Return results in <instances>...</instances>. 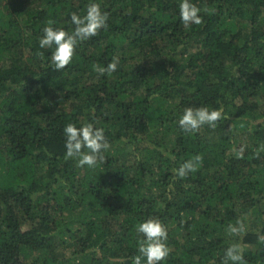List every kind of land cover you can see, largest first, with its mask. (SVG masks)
<instances>
[{
    "label": "trees",
    "instance_id": "obj_1",
    "mask_svg": "<svg viewBox=\"0 0 264 264\" xmlns=\"http://www.w3.org/2000/svg\"><path fill=\"white\" fill-rule=\"evenodd\" d=\"M92 2L106 28L55 70L43 28L71 33ZM191 2L203 22L186 27L181 0H0V264H132L150 217L168 230L161 264H222L234 243L264 264V0ZM189 106L223 118L187 133ZM68 123L104 130L103 162L65 158Z\"/></svg>",
    "mask_w": 264,
    "mask_h": 264
},
{
    "label": "clouds",
    "instance_id": "obj_2",
    "mask_svg": "<svg viewBox=\"0 0 264 264\" xmlns=\"http://www.w3.org/2000/svg\"><path fill=\"white\" fill-rule=\"evenodd\" d=\"M201 9L191 0H181L179 5V16L181 22L187 27L200 25L203 18L200 15ZM74 30L69 33L62 28H54L53 20L47 22L43 28V36L39 39V46L42 49L53 48L50 61L54 69L59 71L65 69L73 60L79 42L97 36L101 29L106 28L108 13L101 10L98 3H89L86 15L83 17L72 13L70 16ZM43 56V53H39ZM119 58L113 57L106 67L93 64V70L99 75H111L117 70ZM223 118V109H209L208 107H186L179 118L180 128L187 133L198 132L199 129L208 125L215 128L219 120ZM65 135L66 159H76L79 167L87 165L94 168L98 162L105 160L104 152L110 148V143L105 137L102 128L94 127L93 123H86L77 127L68 123L63 129ZM84 149L88 151L85 152ZM242 154V150L241 153ZM258 155V153H257ZM203 161L200 154L185 161L179 168L173 169L177 178L183 179L190 172H195ZM137 233L142 235L138 241V253L132 258V264H142L146 258L147 264H161L170 255V248L167 244L168 230L165 225L155 217L137 225ZM228 230L234 236H243L245 227L242 222L237 221L236 225H229ZM264 243V235L258 237ZM244 249L239 244H232L226 249L222 264H248L243 255Z\"/></svg>",
    "mask_w": 264,
    "mask_h": 264
},
{
    "label": "rangeland",
    "instance_id": "obj_3",
    "mask_svg": "<svg viewBox=\"0 0 264 264\" xmlns=\"http://www.w3.org/2000/svg\"><path fill=\"white\" fill-rule=\"evenodd\" d=\"M123 148H125L126 149V151L124 150V152H125V155H127V151H129V147L127 146V148L126 147H123ZM120 149H122V146L121 145H119V144H117V146H114V147H112L111 148V153H112V155L115 153V151H116V154L119 156L120 154H121V152L119 151ZM124 155V156H125Z\"/></svg>",
    "mask_w": 264,
    "mask_h": 264
}]
</instances>
